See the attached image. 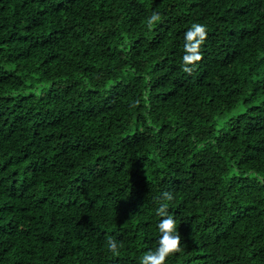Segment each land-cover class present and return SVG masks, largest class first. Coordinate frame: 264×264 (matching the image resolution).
<instances>
[{
	"label": "trees",
	"instance_id": "obj_1",
	"mask_svg": "<svg viewBox=\"0 0 264 264\" xmlns=\"http://www.w3.org/2000/svg\"><path fill=\"white\" fill-rule=\"evenodd\" d=\"M164 192L166 264H264V0H0V264H140Z\"/></svg>",
	"mask_w": 264,
	"mask_h": 264
},
{
	"label": "clouds",
	"instance_id": "obj_2",
	"mask_svg": "<svg viewBox=\"0 0 264 264\" xmlns=\"http://www.w3.org/2000/svg\"><path fill=\"white\" fill-rule=\"evenodd\" d=\"M161 19L159 13L153 12L147 20V26L151 30L152 26ZM207 38L206 26L201 23H193L184 33V55L182 56V71L192 74L198 62L202 60L201 46ZM174 199L171 192L163 193V200L157 209V215L162 217L158 223L160 238L158 246L154 251H149L141 257L140 264H166V260L173 254L181 250V236L177 233L176 220L168 211L167 201ZM108 250L118 255L119 244L114 238L107 241Z\"/></svg>",
	"mask_w": 264,
	"mask_h": 264
}]
</instances>
